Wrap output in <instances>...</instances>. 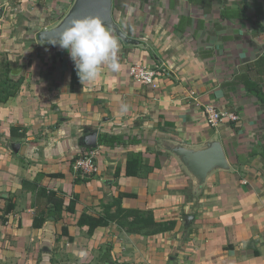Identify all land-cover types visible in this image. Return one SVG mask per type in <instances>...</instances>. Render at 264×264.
I'll return each mask as SVG.
<instances>
[{
    "label": "crops",
    "instance_id": "obj_1",
    "mask_svg": "<svg viewBox=\"0 0 264 264\" xmlns=\"http://www.w3.org/2000/svg\"><path fill=\"white\" fill-rule=\"evenodd\" d=\"M75 2L0 0V58L36 55L27 75L34 79L0 102V264H264V103L243 84L263 83L264 93V77L242 71L264 56V0H113V20L127 38L108 28L120 44L121 71L105 68L94 84L71 90L68 51L37 40ZM135 64L159 71L157 90L131 78ZM209 105L238 120L212 125ZM92 133L98 142L109 135L125 143L99 145L96 174L76 184L74 159ZM214 136L232 171L214 173L196 195L161 143L200 147ZM133 153L160 167L127 176ZM40 185L61 193L66 207L76 200L75 212L34 228ZM120 193L135 195L123 198L125 209L152 211L176 227L143 236L115 223L92 235L79 226L83 214L99 217Z\"/></svg>",
    "mask_w": 264,
    "mask_h": 264
},
{
    "label": "trees",
    "instance_id": "obj_2",
    "mask_svg": "<svg viewBox=\"0 0 264 264\" xmlns=\"http://www.w3.org/2000/svg\"><path fill=\"white\" fill-rule=\"evenodd\" d=\"M242 71H245L247 74L254 76L257 81H260L264 77V56L259 58L254 63L248 64L243 67ZM11 69L6 70L8 75L11 74ZM72 78V88L80 84L75 65L71 68ZM7 87H4V84H0V97L1 103H7V101L14 97L20 90V83L16 81L11 75L7 79ZM249 93L255 95L262 103H264V93L259 86H262L263 83H255L256 86H252L249 83H243ZM2 92V93H1ZM124 137L121 136H109L101 135L99 139V145L106 146H117L125 143ZM130 140V139H128ZM90 151L92 149H85ZM78 158H75V163ZM160 163L157 161L154 167L146 165L144 161V156L142 153H133L130 154L127 161V171L126 174L129 177H147L155 168H159ZM75 183L87 182L92 176L83 175L81 170L76 172ZM45 176V175H43ZM62 175H50V177H59ZM118 177V173H117ZM24 186H28V182L24 183ZM36 195V215L34 219V228L40 229L44 226L47 220L50 217H54L56 220H60L63 217V213L68 211L74 213L77 205V201H71L69 206H65L64 196L61 193L50 190L43 186H38L35 191ZM132 194L120 193L119 196L114 199L112 203L103 205V212L99 217L89 216L83 214L78 221L79 226H88L89 235H92L96 229L100 227H106L110 223L117 224L121 229L125 230L129 234L143 235V236H152L161 234L164 232L172 231L176 227V221L168 222H158L155 220L154 214L152 211H143L135 209H125L122 206V200L125 197H134ZM14 206L9 204L5 209V214L8 215L12 212ZM2 221L4 224L7 223V219L3 216ZM63 235L69 236L68 229L65 227L63 229ZM72 240V239H70Z\"/></svg>",
    "mask_w": 264,
    "mask_h": 264
},
{
    "label": "water",
    "instance_id": "obj_3",
    "mask_svg": "<svg viewBox=\"0 0 264 264\" xmlns=\"http://www.w3.org/2000/svg\"><path fill=\"white\" fill-rule=\"evenodd\" d=\"M86 17L98 18L104 26L115 30L121 37L127 39L113 20V0H76L70 14L57 27L40 33L39 40L49 43L51 39H58L59 33L68 26L70 21ZM22 71L23 69L19 68L12 71V75L18 76ZM83 143L88 149H96L99 146L98 134L87 135L83 139ZM161 148L173 155L190 175L196 195L202 192L208 179L214 173L232 171L224 146L218 136L212 137L200 147H188L163 140Z\"/></svg>",
    "mask_w": 264,
    "mask_h": 264
},
{
    "label": "clouds",
    "instance_id": "obj_4",
    "mask_svg": "<svg viewBox=\"0 0 264 264\" xmlns=\"http://www.w3.org/2000/svg\"><path fill=\"white\" fill-rule=\"evenodd\" d=\"M49 43L68 51L82 85L94 84L105 68L112 73L121 71L119 41L98 18L70 21L59 33V38L51 39ZM121 107L127 109V105Z\"/></svg>",
    "mask_w": 264,
    "mask_h": 264
},
{
    "label": "built area",
    "instance_id": "obj_5",
    "mask_svg": "<svg viewBox=\"0 0 264 264\" xmlns=\"http://www.w3.org/2000/svg\"><path fill=\"white\" fill-rule=\"evenodd\" d=\"M159 71L146 67L144 65L135 64L130 68V76L137 83L148 89L157 90L159 88ZM207 119L212 125H219L228 116L230 120L237 121L238 117L235 115H226L218 111L214 106H207L205 109ZM99 153L96 149L85 151L80 155L76 161L77 170H81L83 175L94 176L97 172V158Z\"/></svg>",
    "mask_w": 264,
    "mask_h": 264
},
{
    "label": "rangeland",
    "instance_id": "obj_6",
    "mask_svg": "<svg viewBox=\"0 0 264 264\" xmlns=\"http://www.w3.org/2000/svg\"><path fill=\"white\" fill-rule=\"evenodd\" d=\"M37 41L40 42L39 39ZM35 56L34 55L33 56L29 55L28 57L23 58V59L18 57L15 62L14 61L9 62L8 57H7V59L0 58V84H4L5 85L4 87H7V85H8V83H7L8 80L7 79H8V76H10V75L16 81H18V83H25V81H27V80L34 79V76L33 77H28L27 75L32 73V72H30L31 69H34L33 67H34ZM19 68H24V71H23V73H21L18 76H13L12 72H11L10 75H8V73H6V70H10L11 69V71H15V70H17ZM2 95H4V94H0V97H2Z\"/></svg>",
    "mask_w": 264,
    "mask_h": 264
}]
</instances>
